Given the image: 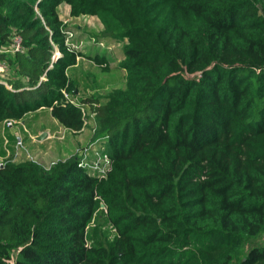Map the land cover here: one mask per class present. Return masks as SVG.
Returning a JSON list of instances; mask_svg holds the SVG:
<instances>
[{"label":"trees","instance_id":"1","mask_svg":"<svg viewBox=\"0 0 264 264\" xmlns=\"http://www.w3.org/2000/svg\"><path fill=\"white\" fill-rule=\"evenodd\" d=\"M61 3L125 41L124 87L69 79ZM2 62L0 264H264V0H0ZM41 107L73 131L93 113L107 176L13 160L6 120Z\"/></svg>","mask_w":264,"mask_h":264},{"label":"rangeland","instance_id":"2","mask_svg":"<svg viewBox=\"0 0 264 264\" xmlns=\"http://www.w3.org/2000/svg\"><path fill=\"white\" fill-rule=\"evenodd\" d=\"M58 12L62 23L68 26L64 30L68 47L78 51L77 63L68 69V76L69 79L77 78L82 95L100 96L101 99L113 89L124 87L126 71L119 64L124 57L123 45L125 41L122 42L111 36L101 35L105 25L98 16L88 14L74 16L71 14V6L68 3H61ZM12 45L10 43L6 45L8 48L4 47V49L12 52L10 50ZM96 52L102 57V62L93 59ZM60 55L61 51L56 47L53 59L57 60ZM0 72H2L0 79L5 85H8L9 80L7 78H15L8 64ZM24 81L27 79L24 78ZM64 93L66 94L67 91L64 90ZM70 97L72 96L70 95ZM11 120L13 125L10 126L9 131L21 138L23 143V147L18 149L13 159L15 162L19 163L32 159L45 167H49L58 160H65L73 156L79 158L88 155L87 151L92 150L90 145L95 121L90 110L86 112L85 124L80 131H73L61 125L50 114L48 107L32 110L21 120ZM45 132L47 135L40 143L35 141L36 138L34 139V137ZM4 133L3 126L0 125V136H3ZM28 133L30 136L27 135ZM24 138L27 139L26 143ZM3 161L5 160L3 159ZM101 203L100 208H104L105 205L103 202ZM103 230L107 234L113 233L110 225L104 223Z\"/></svg>","mask_w":264,"mask_h":264},{"label":"built area","instance_id":"3","mask_svg":"<svg viewBox=\"0 0 264 264\" xmlns=\"http://www.w3.org/2000/svg\"><path fill=\"white\" fill-rule=\"evenodd\" d=\"M15 41L12 45V47L10 48V50L12 51H17L20 50L22 48L21 46V42L22 39L19 36L15 37ZM20 47V49H19ZM5 67H7V64L2 62L0 63V70L2 71ZM2 73V72H0ZM6 123L9 126L13 125V121L12 120H6ZM92 150H88L87 153L88 155L85 156H81L79 157V165H82L83 167L87 168L88 171L93 174V175H97L99 177H105L107 176L106 174L110 171V169H112V159L111 156L104 151V147L101 145H98L97 143H93L90 145ZM99 146V147H98ZM101 146V148H100ZM21 147H23V143H22V139L19 138L17 145H16V149L18 152V149H20ZM16 152V154H17ZM3 159L2 157H0V163H3Z\"/></svg>","mask_w":264,"mask_h":264},{"label":"crops","instance_id":"4","mask_svg":"<svg viewBox=\"0 0 264 264\" xmlns=\"http://www.w3.org/2000/svg\"><path fill=\"white\" fill-rule=\"evenodd\" d=\"M80 91H81V89H80ZM81 95H82V91H81ZM51 114V113H50ZM52 115V114H51ZM53 116V115H52ZM54 117V116H53ZM9 129H10V127H9ZM28 136H30V134L28 133L27 134ZM36 137H34V139H35ZM18 139H19V137H18ZM25 139V143H26V141H27V139L26 138H24ZM35 141H37L38 143H40L41 142V140H38L37 138L35 139ZM7 143V140H5V141H3V144H6ZM24 143V144H25Z\"/></svg>","mask_w":264,"mask_h":264},{"label":"water","instance_id":"5","mask_svg":"<svg viewBox=\"0 0 264 264\" xmlns=\"http://www.w3.org/2000/svg\"><path fill=\"white\" fill-rule=\"evenodd\" d=\"M47 133H42L41 135H39L38 137H36L38 140H43L46 137ZM3 164L0 163V167H2Z\"/></svg>","mask_w":264,"mask_h":264}]
</instances>
